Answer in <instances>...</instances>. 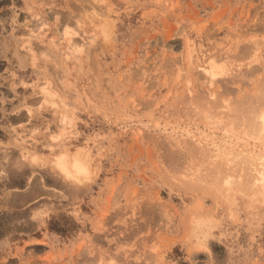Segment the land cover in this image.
Wrapping results in <instances>:
<instances>
[{
  "label": "rangeland",
  "instance_id": "1",
  "mask_svg": "<svg viewBox=\"0 0 264 264\" xmlns=\"http://www.w3.org/2000/svg\"><path fill=\"white\" fill-rule=\"evenodd\" d=\"M261 86L264 0H0V264H264L250 166L205 139Z\"/></svg>",
  "mask_w": 264,
  "mask_h": 264
},
{
  "label": "bare ground",
  "instance_id": "2",
  "mask_svg": "<svg viewBox=\"0 0 264 264\" xmlns=\"http://www.w3.org/2000/svg\"><path fill=\"white\" fill-rule=\"evenodd\" d=\"M248 39V38H247ZM255 39V38H254ZM257 40V39H256ZM256 40H254L252 43L254 44V46H258V44L259 43H257V41ZM249 41V40H248ZM248 41H247V43H248ZM252 41V40H251ZM246 43H244V45H245ZM71 45V44H70ZM247 45V44H246ZM251 45V44H250ZM252 46V45H251ZM245 47V46H244ZM248 47H249V44H248ZM248 47H247V49H248ZM253 48H255V47H253ZM246 49V50H247ZM251 48H249V51L247 50V52L246 53H248V54H251L250 52L253 50L254 51V49H251ZM245 50V51H246ZM253 51H252V54H253ZM257 51V50H256ZM191 56V55H190ZM215 60H216V58H215ZM224 63V62H223ZM203 70H205L206 72H208V74L210 75V77L212 78L211 80H210V83H209V86L211 87L213 84H214V82H215V79H216V82H218V81H220L221 82V75L224 73V69H223V67H222V65H220V64H217V63H215V61L214 62H209L208 63V65H203ZM203 74H204V71H203ZM184 76V75H183ZM208 76V75H207ZM206 76V77H207ZM232 77V76H231ZM190 79V78H189ZM225 79H227V78H225ZM229 79V78H228ZM218 80V81H217ZM223 80H224V78H223ZM223 80H222V83H223ZM226 81V80H225ZM215 82V83H216ZM219 82V83H220ZM258 83V82H257ZM213 87V86H212ZM259 87V86H258ZM262 88H261V91H260V89H257L258 91L256 92V94L254 93V97L252 98V97H248V98H245L244 100L245 101H242V100H240L239 102H241L240 104H238L239 102L238 101H231V102H233V104L235 103H237L238 104V106H237V104L235 105V106H233V104L232 103H230L227 99V102H229L230 104H232V107H235L236 109H237V111H236V109L235 110H233V111H235L237 114H233L234 116H235V119H230L231 117H232V114H231V117L229 118L230 119V121L228 122V123H230L229 125V127H228V125L226 126L227 128H226V130H227V139H225V137L224 138H221V142L219 141H217L216 140V138H214L213 136L211 137H207V135H206V137H205V139H207V141H210L211 142V140H212V145H213V150H207V152H208V154L209 153H211V155H212V158H213V155L215 154V153H217L218 155H221V156H218L217 154H215L214 156L215 157H217V159H219L220 160V165L221 164H223L222 165V167H226V165H228L232 160L234 161L235 160V158L237 157L238 158V160H239V156L240 155H238V153H240V154H246V155H243V156H245V157H242V155H241V157H240V159L243 161V163L245 164V167L246 168H248L249 166V169L251 168L252 169V167H253V164H254V162L256 163L257 162V160H258V164H259V161H260V164H259V166H260V168H257V167H259L258 165H257V163H256V165H255V167H256V169L254 168L253 169V171L254 170H256L255 172H250V170L248 169V171H249V173H248V171L246 170L245 171V173H248L247 174V176H246V178L248 177V182L250 183V184H246L248 187H250V185H252L253 186V189L255 190V188L254 187H256V190H260L258 193H260V194H263V196H264V162L262 161L264 158L262 157V156H259V154L258 153H260V152H263L264 153V90H263V87L264 86H261ZM209 88V87H208ZM191 89V88H190ZM260 91V92H259ZM206 92H207V90H206ZM259 92V93H258ZM204 93V92H203ZM222 93V92H221ZM207 94V93H206ZM211 94H213V93H211ZM200 95H202L201 93H200ZM200 95H198V96H200ZM218 95V94H217ZM220 95V94H219ZM222 95V94H221ZM246 96L245 97H247V94H245ZM206 96V95H205ZM214 96V95H213ZM225 96V95H224ZM253 96V95H252ZM44 97V96H43ZM204 96H201V97H199L198 98V100L199 99H201V101L202 102H200V101H198V102H200V104L202 105H204V107L206 108H208V111H206V112H208V113H210V115H211V113L213 114V116L214 115H216L217 113H219V112H217L216 114L214 113V112H216L215 110V106H218L219 104H220V101L219 100H217V98H219V97H217L216 99H215V97H214V99L212 100V102L210 101L209 103L211 104H209L208 103V100H206V99H204L203 98ZM244 97V96H243ZM206 98V97H205ZM207 98H208V95H207ZM210 98V97H209ZM208 98V99H209ZM194 99L196 100V97H194ZM206 100V101H205ZM210 100V99H209ZM220 100H221V98H220ZM225 100V101H226ZM233 100H234V98H233ZM237 100V99H236ZM196 101V102H197ZM214 101V102H213ZM219 101V102H218ZM221 101H224L223 99L221 100ZM191 103H192V101H191ZM195 103V102H194ZM207 103H208V105H207ZM190 104V103H189ZM197 104V103H196ZM205 104H206V106H205ZM222 104V103H221ZM221 104H220V106H221ZM229 104V105H230ZM199 105V104H198ZM227 106H229L228 105V103L226 104ZM208 106H210V107H208ZM231 106V105H230ZM229 106V107H230ZM238 108H237V107ZM189 107V106H188ZM202 107V106H201ZM213 107V108H212ZM229 107H228V110H229ZM197 108V107H196ZM205 108H203L202 110H204ZM219 108V107H218ZM218 108H217V110H218ZM231 108V107H230ZM233 109V108H232ZM231 109V110H232ZM201 111V110H200ZM205 111V110H204ZM212 111V112H211ZM235 112H233V113H235ZM228 113V112H227ZM230 113V112H229ZM225 114H226V112H225ZM203 115H205L204 113H203ZM206 115H207V113H206ZM220 115V114H219ZM219 115H218V117H219ZM212 116V115H211ZM212 116V117H213ZM223 116V115H222ZM225 116V115H224ZM64 117H66V116H64ZM64 117H63V115H62V119H64ZM205 117V116H204ZM223 118V117H222ZM227 118V117H226ZM232 118H234V117H232ZM216 119V118H215ZM238 119V120H237ZM63 121V120H62ZM222 121V120H221ZM64 122V121H63ZM216 122V121H215ZM215 122H213V123H215ZM218 122V121H217ZM223 123V122H222ZM66 124V123H65ZM220 125H222V124H220ZM216 126V125H215ZM214 126V127H215ZM219 126V125H218ZM217 127V126H216ZM223 126H221V128H222ZM221 128H219V129H221ZM230 128L232 129V130H230ZM223 132V131H222ZM224 132H226V131H224ZM205 134V133H204ZM226 135V134H225ZM204 137V136H203ZM218 137V136H217ZM225 139V140H224ZM218 142V143H217ZM202 148V147H201ZM200 148V149H201ZM205 148V150L206 149H208V148H206V147H204ZM216 149V150H215ZM232 149H233V151H237L238 153H235V155L237 154V156L236 157H233L234 155L232 154ZM79 151V150H78ZM77 150H75V151H71V152H64V153H62V154H60L59 156H57L53 161H52V165L58 170V171H60V172H62V173H64V174H66V175H71V176H74V177H76L78 180H82L83 178H85L86 176H88L89 174H90V166H88V162H87V160L82 156V154H80L79 152H78ZM81 151V150H80ZM197 151V150H196ZM222 152V154L220 153V152ZM246 151V152H245ZM58 153V152H57ZM82 153V152H81ZM212 153H214V154H212ZM261 154V155H263L264 156V154ZM232 154V155H231ZM177 155V154H176ZM210 155V156H211ZM55 157V156H54ZM260 157V158H259ZM36 158L37 157H35V158H33V160H36ZM234 158V159H233ZM237 158H236V161H238L237 160ZM262 158V159H261ZM38 159V158H37ZM250 159V160H249ZM231 160V161H230ZM255 160V161H254ZM240 161V160H239ZM217 162H218V160H217ZM235 162V161H234ZM236 163V162H235ZM240 163V162H239ZM218 164V163H217ZM236 164H238V163H236ZM233 166V164L232 163H230V166ZM243 165V164H242ZM234 166H235V164H234ZM252 166V167H251ZM218 167H219V165H218ZM224 167V168H225ZM228 167V166H227ZM238 167H240V166H238ZM243 167V166H242ZM245 167H243V168H245ZM213 168V167H212ZM217 169V167H214L213 169ZM232 168V167H231ZM236 168H237V165H236ZM242 168V169H243ZM245 168V169H246ZM219 170H220V168H218ZM228 170H230V169H228ZM232 170V169H231ZM230 170V171H231ZM240 170V169H239ZM213 171V170H212ZM211 171V172H212ZM221 171H223V172H225V170L224 169H222ZM237 171V170H236ZM239 172V171H238ZM241 172V171H240ZM213 173V172H212ZM218 173H220V172H216L215 174L216 175H218ZM211 174V173H210ZM214 174V173H213ZM214 174V175H215ZM225 174V173H224ZM226 174H227V172H226ZM226 174H225V176H226ZM254 174V175H253ZM213 175V176H214ZM228 175V174H227ZM241 175H242V173H241ZM240 175V176H241ZM185 176V175H184ZM187 176V175H186ZM211 176V175H210ZM224 176V177H225ZM233 176V175H232ZM243 176V175H242ZM182 177V176H181ZM223 177V176H222ZM222 177H220V178H222ZM227 177V176H226ZM229 177V176H228ZM216 177H214V179H215ZM194 179V178H193ZM214 179H213V181H214ZM217 179V178H216ZM198 180V179H197ZM199 180H201V179H199ZM221 180V179H220ZM222 180H223V183H224V178H222ZM34 181H36V180H34ZM33 181V182H34ZM216 181V180H215ZM196 182V181H195ZM202 182V181H201ZM222 182V181H221ZM226 182L227 183H229L228 182V180H226ZM241 182V181H240ZM248 183L247 181H244V183ZM251 182H252V184H251ZM211 183V182H210ZM193 184V183H192ZM196 184V183H195ZM202 184V183H201ZM215 184H218V182H215ZM233 184V183H232ZM242 184V183H241ZM210 185V184H209ZM214 185V184H213ZM222 185V184H221ZM243 185H245V184H243ZM200 186V185H199ZM198 186V187H199ZM203 186V185H202ZM215 186V185H214ZM218 186V185H217ZM225 187H226V185H224ZM229 186H230V184H229ZM229 186H227V189H228V192H229ZM232 186V185H231ZM251 186V187H252ZM195 187V186H194ZM209 187H211V185L209 186ZM218 187H220V185L218 186ZM205 188V187H204ZM226 189V190H227ZM234 189V188H233ZM232 189V190H233ZM250 189V188H249ZM195 190H197L196 188H195ZM199 190H202V189H199ZM206 190V189H205ZM211 190V189H210ZM222 190V189H221ZM243 190H245V189H243ZM255 190V192H257ZM198 191V190H197ZM231 191V190H230ZM251 191V190H250ZM249 194V193H248ZM252 195H251V197L253 196V194L254 193H251ZM256 196V195H255ZM261 196V195H260ZM201 205V204H200ZM206 248V247H205Z\"/></svg>",
  "mask_w": 264,
  "mask_h": 264
}]
</instances>
